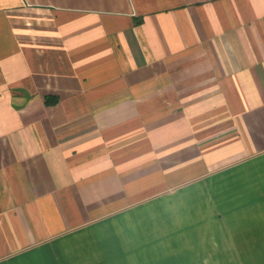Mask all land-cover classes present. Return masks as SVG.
Wrapping results in <instances>:
<instances>
[{
	"label": "crops",
	"instance_id": "0c3cea01",
	"mask_svg": "<svg viewBox=\"0 0 264 264\" xmlns=\"http://www.w3.org/2000/svg\"><path fill=\"white\" fill-rule=\"evenodd\" d=\"M0 264H264V0H0Z\"/></svg>",
	"mask_w": 264,
	"mask_h": 264
}]
</instances>
